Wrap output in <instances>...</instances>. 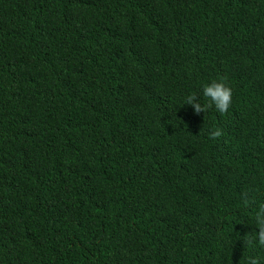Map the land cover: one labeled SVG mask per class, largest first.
Segmentation results:
<instances>
[{"label":"trees","instance_id":"16d2710c","mask_svg":"<svg viewBox=\"0 0 264 264\" xmlns=\"http://www.w3.org/2000/svg\"><path fill=\"white\" fill-rule=\"evenodd\" d=\"M0 264H264V0H0Z\"/></svg>","mask_w":264,"mask_h":264}]
</instances>
